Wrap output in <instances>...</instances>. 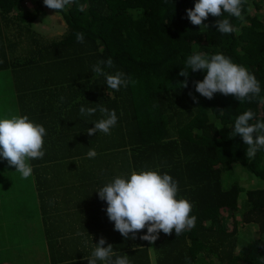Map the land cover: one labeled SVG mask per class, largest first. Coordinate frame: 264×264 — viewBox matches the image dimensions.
<instances>
[{
    "label": "trees",
    "instance_id": "1",
    "mask_svg": "<svg viewBox=\"0 0 264 264\" xmlns=\"http://www.w3.org/2000/svg\"><path fill=\"white\" fill-rule=\"evenodd\" d=\"M27 1L0 0V72L12 79L13 91L2 118H11L9 111L27 115L47 133L44 157L29 161L38 212L16 211L34 219L38 226L26 229L27 238L36 233L45 248L29 264H88L101 237L131 264H264V149L247 159V145L233 131L236 117L249 109L250 123L264 122V0H244L243 20L209 14L206 28L187 18L195 0H75L63 11L50 9L65 24L54 39L35 28L49 8L36 0L29 12ZM225 18L232 33L216 29L215 21ZM195 53H222L245 66L261 92L251 102L220 93L207 99L193 83L206 72L191 70L183 87L179 72ZM108 58L113 67L105 71L119 70L134 83L109 88L92 71ZM97 105L116 111L110 134L87 133L101 113L82 116L79 108ZM90 148L95 158L86 156ZM141 169L178 182L177 199L193 205L194 228L178 236L160 231L151 243L140 238L146 228L134 238L114 230L95 191ZM0 216V249L14 238L22 242L18 221Z\"/></svg>",
    "mask_w": 264,
    "mask_h": 264
},
{
    "label": "clouds",
    "instance_id": "2",
    "mask_svg": "<svg viewBox=\"0 0 264 264\" xmlns=\"http://www.w3.org/2000/svg\"><path fill=\"white\" fill-rule=\"evenodd\" d=\"M74 2L75 0H43V4L55 10V13L63 11ZM243 3L244 0H195L194 7L186 9V14L191 24L206 28L207 25H204L203 21L208 18L209 14L220 18L227 13L243 20ZM79 10H84L82 5ZM215 26L221 34L234 31L227 18L218 19L215 21ZM76 40L83 44L84 34L77 32ZM105 67H113L111 58L97 61L92 66V71L98 76H103L107 86L112 90L119 91L121 87L134 83L130 77L126 78L125 73L119 70L109 73L105 71ZM185 69L179 72L180 76L185 77L181 83L183 87L187 86L189 70L206 72L202 81L193 83L195 91L207 99H212L214 94L220 93L225 96L232 95L239 102H251L261 92L260 83L255 75L248 68L234 63L222 53L213 54L210 57L195 53L187 58ZM192 99L196 102V97ZM97 110L101 113V118L92 123L94 127L87 129L88 135H93L98 131L110 134L118 121L114 109L109 110L102 105L79 108L82 116H92ZM253 118L254 113L251 109L244 111L236 117L233 129L234 135L239 136L247 145L245 152L247 159L254 158L257 151L264 149V122L250 123ZM46 134V129L41 124L33 122L27 115L0 118V158L6 160L9 166H13L23 178H28L29 186L24 183L22 186L29 187L26 191L33 195L34 212H38L39 205L34 201L36 193L33 182L29 178L33 169L29 161L44 157L43 138ZM86 156L90 159L95 158L97 152L90 148ZM95 192L100 200L106 202L105 211L109 221L114 223V230L125 238H128L130 233L134 238L136 232L146 228L147 234L140 238L151 243L158 238L160 231L166 235L174 231L178 236L195 227L196 217L190 215L193 208L192 203L182 197L177 199L178 182L167 173L160 174L159 170H131L127 176H115ZM1 215L2 218L11 215L10 218L18 221L22 242L23 240L25 243L30 242L31 239L27 238L26 229L32 228L29 226L31 222L22 220V216L16 214L15 203L10 201L9 212L3 211ZM27 220L31 219L27 218ZM105 244L106 240L103 237L98 243L93 244L91 257L87 259L88 264H97V261L102 264H131L127 254H117L113 251L112 244H107V246Z\"/></svg>",
    "mask_w": 264,
    "mask_h": 264
},
{
    "label": "rangeland",
    "instance_id": "3",
    "mask_svg": "<svg viewBox=\"0 0 264 264\" xmlns=\"http://www.w3.org/2000/svg\"><path fill=\"white\" fill-rule=\"evenodd\" d=\"M37 4L36 0L27 1L25 3L26 8L29 12L34 11V5ZM45 13H41L43 15L39 16L38 22H36L35 28L38 32H40L44 37L48 39H54L60 37L65 29L64 22L54 14L50 9H46ZM6 72H0V118L4 117L5 108L9 106L10 102H12L13 91H12V79L7 78L4 74ZM8 74V73H7ZM9 75V74H8ZM12 116L10 111L7 113V117ZM237 175L234 176V179H237ZM24 184L29 186L28 178H23L20 173L15 171L13 166H9L7 161L0 158V213L3 211L9 212L10 201L15 203V210L19 213L34 212L33 206V195L26 191L29 187L22 186ZM92 183V182H91ZM84 187H87L85 182H82ZM80 188V186L78 187ZM10 200V201H9ZM6 202V204H4ZM60 203V204H59ZM63 203L58 202V204L63 207ZM1 219V216H0ZM31 219V218H30ZM29 223V226L37 228V224L32 222L31 220H26ZM29 230H31L29 228ZM24 232V230H22ZM26 232V231H25ZM33 233V231H32ZM27 234H29L27 232ZM34 236H37L34 233L33 236L30 237V242L25 243L23 240L19 242L21 238L12 239L11 243L14 244H4L2 249H0L2 253V259L0 258V263H10V264H29L31 263L32 257L30 255H40L41 249H45L42 246V243L37 242V239H34ZM8 242V241H7ZM9 245V249H5V246ZM12 247H14L12 249ZM18 247V250H16ZM8 254L10 256H8ZM36 262L39 261L38 257H34Z\"/></svg>",
    "mask_w": 264,
    "mask_h": 264
}]
</instances>
